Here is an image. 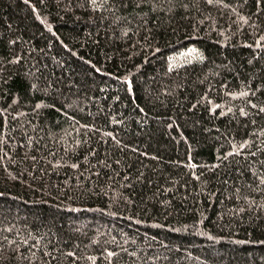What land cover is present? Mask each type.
Here are the masks:
<instances>
[{
	"label": "trees",
	"instance_id": "obj_1",
	"mask_svg": "<svg viewBox=\"0 0 264 264\" xmlns=\"http://www.w3.org/2000/svg\"><path fill=\"white\" fill-rule=\"evenodd\" d=\"M0 264H264V0H0Z\"/></svg>",
	"mask_w": 264,
	"mask_h": 264
}]
</instances>
